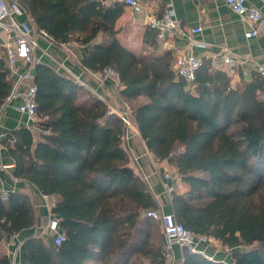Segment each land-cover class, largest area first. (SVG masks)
<instances>
[{"label": "trees", "instance_id": "trees-1", "mask_svg": "<svg viewBox=\"0 0 264 264\" xmlns=\"http://www.w3.org/2000/svg\"><path fill=\"white\" fill-rule=\"evenodd\" d=\"M54 44L90 49L84 69L119 75L148 150L176 168L190 186L172 192L173 214L197 235L235 249L232 262L185 251L182 264H264V80L256 71L233 84V73L202 59L189 84L175 71L173 51L139 56L118 38L124 3L106 0H13ZM101 36V40L99 37ZM145 44L158 49L148 26ZM0 52V109L12 91V70ZM38 87L32 128L8 131L1 144L12 175L54 200L65 240L29 237V264H171L158 220L161 206L131 165L127 122L79 81L46 63L34 65ZM1 190V177H0ZM37 224L29 194L0 191V242ZM0 264H11L0 253Z\"/></svg>", "mask_w": 264, "mask_h": 264}, {"label": "crops", "instance_id": "crops-1", "mask_svg": "<svg viewBox=\"0 0 264 264\" xmlns=\"http://www.w3.org/2000/svg\"><path fill=\"white\" fill-rule=\"evenodd\" d=\"M116 2L121 0H106L105 3L111 5ZM139 2L142 11L137 12L124 5V13L117 21L119 40L136 55L158 56L166 51H173L176 57L181 52L190 50L200 59L211 60L215 67L228 69L223 60L224 50L228 49L238 61L233 73L234 85L241 82L242 75L252 74L259 66L264 65V0H247V3L257 7L263 16L259 34L250 38L246 36V33L252 29L251 23L233 12L226 4V0H139ZM169 9L175 11L181 32L166 42L159 40L158 49L145 44L144 35L148 29L149 20L163 15ZM24 19L30 22L28 15ZM30 24L33 26L31 22ZM197 26L202 28L201 32L193 33L192 28ZM33 28L40 45L36 51V58L41 63L54 66L76 81L79 79L82 85L107 103L112 110L126 109L128 103L120 95L118 81L113 79L104 81L100 73L81 66L90 46H83L76 42L58 46L50 37L40 35L34 26ZM100 40L101 36L98 41ZM10 44L5 29L0 26V52L4 53ZM26 67L27 64L20 60L17 70L13 71L10 77L12 89L18 85L19 75ZM30 84L31 81L26 80L21 87L26 88ZM17 102L19 101H14L0 109V133L6 134L12 129L27 125V117L14 108ZM124 144L125 147L128 146L126 149L130 154L132 167L148 184L150 192L161 206V211L172 213L171 194L166 188L172 186L175 192L185 193L189 191L190 186L177 176L176 168L166 161L161 162L159 172L154 169L150 162V151L133 121L126 130ZM3 166H9V168L4 169ZM13 166L14 163L7 148L0 144V191L4 193L12 190L29 194L37 211V224L34 228L16 236L4 237L0 244L5 250V255L10 253L12 256L17 253L24 264H29L28 255L24 249L25 240L33 236L46 238V235H43V227H46L49 218L54 215L48 210L44 195L34 185L13 177ZM164 173L172 174V178L166 179ZM48 198L54 203L51 197ZM219 247L221 249L210 248L209 251L215 253L217 260L232 262L235 249L228 247L225 249L221 244ZM184 253L185 250L179 245L173 244L169 258L171 264H182Z\"/></svg>", "mask_w": 264, "mask_h": 264}, {"label": "built area", "instance_id": "built-area-1", "mask_svg": "<svg viewBox=\"0 0 264 264\" xmlns=\"http://www.w3.org/2000/svg\"><path fill=\"white\" fill-rule=\"evenodd\" d=\"M121 1L124 5L132 8L134 11H142V6L139 0ZM226 4L233 12L240 17L247 19L251 23L252 29L246 33L247 37H255L259 34V26L262 23L263 16L257 7L248 4L247 0H226ZM26 15L27 12L20 3L13 0H0V26L5 29L11 43L6 48L5 56L7 63L12 72L17 70V64L20 60L27 64V67L19 75L18 85H15L12 89L2 107H6L18 100L19 102L14 105V108L16 111L27 117L28 123L26 126L32 128L33 124L38 120L36 99L38 87L34 82V65L40 63V60L36 58V51L40 48V45L36 39L33 26L28 20L24 19ZM148 26L155 30L158 33L159 40L164 42L170 38H174L179 32H181L179 21L173 9L165 11L161 16H155L150 19ZM201 30L202 28L200 26L192 28L193 33H199ZM223 60L224 65L227 66L228 70L231 73H234L238 61L232 56L228 49L224 50ZM201 65L202 59L197 57L193 51L188 50L181 52L175 57L173 67L180 77H183L189 84H191L195 82L197 71ZM257 72L264 80V65L259 66ZM101 77L104 81L113 79L119 82L118 73L111 67L104 69L103 73H101ZM26 80L31 81V84L26 88H22L21 84ZM79 82L82 84L81 81ZM112 111L117 112L127 122L128 127L132 125L131 109L129 105H127L125 110L114 111L113 109ZM5 135L6 134L4 133H0V144ZM149 157L152 166L157 172H159L161 161L151 152ZM3 168L7 169L9 166H3ZM164 176L166 179L172 178V174L170 173H164ZM166 189L170 194L174 192L172 186H169ZM48 197L49 196H44V199L47 203L48 210L52 213L54 203L51 202ZM147 215L161 222L165 239L164 250L168 258H170L172 253L173 244H177L185 251L200 252L211 260H217L215 253L209 251L210 248H218L220 244L215 237L194 234L177 221L173 212L165 213L163 211L150 210ZM43 235H46V238H52L56 246H60L63 243L65 235L60 229L59 218L56 216L49 218ZM7 256L11 258V264H24L18 258L17 253H14L12 256L8 253Z\"/></svg>", "mask_w": 264, "mask_h": 264}, {"label": "rangeland", "instance_id": "rangeland-1", "mask_svg": "<svg viewBox=\"0 0 264 264\" xmlns=\"http://www.w3.org/2000/svg\"><path fill=\"white\" fill-rule=\"evenodd\" d=\"M1 193H2V192H1ZM3 194H4V193H2V197H3ZM157 225H158L160 231L163 232L161 222H158ZM43 229L45 230V227H43ZM218 241H219V240H218ZM219 243L222 245L221 241H219ZM220 244H219V246H220ZM219 246H218L217 249H221V247H219ZM222 246H223L224 248L226 247V246H224V245H222ZM3 247H4V246H3ZM228 248H229V247H228ZM225 249H226V248H225ZM223 250H224V249H223ZM0 253H1V254L5 253V250H4V248H2L1 244H0ZM226 261H227V260H226Z\"/></svg>", "mask_w": 264, "mask_h": 264}, {"label": "water", "instance_id": "water-1", "mask_svg": "<svg viewBox=\"0 0 264 264\" xmlns=\"http://www.w3.org/2000/svg\"><path fill=\"white\" fill-rule=\"evenodd\" d=\"M38 33L40 34V35H45L46 36V34L43 32V31H38ZM126 148L128 149V146H126ZM7 191H5L4 192V194H3V198H7Z\"/></svg>", "mask_w": 264, "mask_h": 264}]
</instances>
